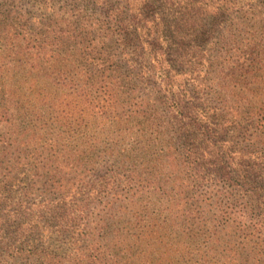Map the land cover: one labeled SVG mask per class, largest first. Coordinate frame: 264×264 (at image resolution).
I'll use <instances>...</instances> for the list:
<instances>
[{"label": "trees", "instance_id": "obj_1", "mask_svg": "<svg viewBox=\"0 0 264 264\" xmlns=\"http://www.w3.org/2000/svg\"><path fill=\"white\" fill-rule=\"evenodd\" d=\"M62 1L0 0V255L264 264V32L187 3L223 46L213 106L180 0Z\"/></svg>", "mask_w": 264, "mask_h": 264}, {"label": "rangeland", "instance_id": "obj_2", "mask_svg": "<svg viewBox=\"0 0 264 264\" xmlns=\"http://www.w3.org/2000/svg\"><path fill=\"white\" fill-rule=\"evenodd\" d=\"M66 1L70 7L69 9H71L70 14L76 6L83 8V5H85L84 0H63L60 2V5L64 4ZM190 1L195 3V0H180V11H178L179 15L183 14L188 22L185 31L184 53L187 54V56L184 61V74L189 88H196L200 97L208 100L210 104L214 106V83L217 77V69L214 67V62L223 46L216 45V43L214 44V27L212 26L213 21L211 20H209V22L204 20L208 23L206 29H209L210 33H212L209 40L203 43L195 40L194 36L199 32L200 27H196V25L192 24L195 20L198 21L197 18L202 21L204 16H198L196 13H189V9L187 11V8L185 7H187V3ZM197 1L203 2V5L207 4V7L209 8H214L212 7V5H214V0ZM160 4V2L157 3V6L155 7V10L158 13L166 11L165 8L167 7L166 5L160 6ZM231 6L232 8L229 11L227 24H232L234 28L239 27V29L242 30L251 27L254 30L259 31V33L264 32V0H232ZM91 9L92 6H89V10ZM195 27L196 29H194ZM202 48L204 49L202 50L204 55L202 53L200 54L202 60H200L197 70L194 72V68L190 61L192 60L193 54L198 53L197 55H199L198 51ZM151 89L150 85L146 83L141 85L140 92L147 94L151 92ZM230 128L229 134H234V127L232 126ZM0 264H37V262L30 263L20 254L8 252L0 255Z\"/></svg>", "mask_w": 264, "mask_h": 264}]
</instances>
